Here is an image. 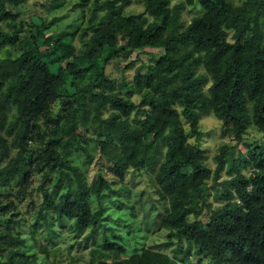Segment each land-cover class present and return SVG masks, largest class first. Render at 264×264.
I'll list each match as a JSON object with an SVG mask.
<instances>
[{
	"label": "trees",
	"instance_id": "obj_1",
	"mask_svg": "<svg viewBox=\"0 0 264 264\" xmlns=\"http://www.w3.org/2000/svg\"><path fill=\"white\" fill-rule=\"evenodd\" d=\"M27 1L0 0V21L7 25L0 24V264H43L36 232L45 224L40 234L54 242L61 233L52 225L65 218L73 220L76 232L88 229L78 243L96 240L105 206L94 209L93 197L100 199L124 182L129 169L144 167L155 173L156 191L167 205L161 224L169 229L170 240L185 237L228 264H264V146L254 142L235 159L234 146L223 144L212 169L182 120L197 140L203 134L200 115L210 113L236 140L252 124L264 133V0H145L144 10L129 12L131 0H105L106 12L83 52L56 40L63 54L57 72L42 49L50 47L53 35L24 32L20 7ZM49 1L56 6L63 0ZM186 3H198L202 12L183 25ZM105 47L114 50L107 59L117 58L118 51L127 59L146 47L163 52L135 68L134 89L124 94L99 64ZM133 65L128 61L120 69ZM69 77L74 85L76 78L90 81L73 93L75 101H68L61 122L50 107L64 96ZM122 81L127 82L126 76ZM134 92L141 95L139 102L132 99ZM82 127L97 135L84 136ZM89 140L98 146L97 156L84 144ZM79 153L85 165L94 162L91 181ZM226 168L235 174L221 181ZM37 174L42 198L26 202L27 217L4 198L6 186L28 184ZM26 188L21 187L23 194ZM211 197L220 200L219 206ZM100 244L92 250L93 263L197 264L190 261V251L178 257L142 247L128 254L107 235ZM111 250L116 257L108 263Z\"/></svg>",
	"mask_w": 264,
	"mask_h": 264
},
{
	"label": "rangeland",
	"instance_id": "obj_2",
	"mask_svg": "<svg viewBox=\"0 0 264 264\" xmlns=\"http://www.w3.org/2000/svg\"><path fill=\"white\" fill-rule=\"evenodd\" d=\"M104 1L63 0L59 5L55 6L49 0H28L20 7L25 24V33H29L31 30L33 32L42 30L46 35H53L50 47L42 45V49L45 52L44 58L49 62L53 72H57V69L63 64V54L56 40L60 39L64 43H71L77 46L80 52H83L87 41L94 31V25L101 20L106 12V8L102 5ZM179 1L172 0V4ZM234 1L236 3L240 2V0ZM144 9L145 0H131L125 11H142ZM201 12L202 6L198 3L184 4L181 9L182 24L186 25L193 16ZM149 18L152 20V16ZM0 24L3 27H7L6 22L0 21ZM261 27L264 34V17L261 19ZM24 32H22V35L25 34ZM233 33L234 30L231 29L228 32V38L231 41L234 40ZM43 40L41 39V42ZM99 52L100 66H103L107 73H111L116 78L117 91L126 94L128 91L134 89L132 79L135 68L144 62L149 63L152 57H157L163 50L151 47L135 49L127 59L123 56L122 51H118L117 58L116 55H113L109 59H107L108 56L114 50L105 47ZM128 61L134 62V65L126 68V70L120 69L121 65ZM198 71L203 72V66ZM123 76L127 78L126 83L122 81ZM75 81L77 85L72 84V78L69 77L68 83L65 86L66 91H64V96L62 99L51 104L50 108L53 117L57 120H63L66 108L69 105L68 101H75L73 93L85 88L90 80L86 77L84 79L76 78ZM209 84L210 82L205 85V90H207ZM132 99L139 102L141 95L134 92ZM107 114L108 112H105L104 115ZM132 117L136 118V114L133 113ZM182 120L189 133V140L199 143L206 154V162L212 169L217 165L216 154L220 151V147L223 144L234 146L233 157L235 159L239 157L240 153H246L248 146L254 142H258L261 146H264V133L253 124L249 126L242 140H236L226 131L224 123L213 113L201 114L200 128L203 134L197 140L195 135L190 132L188 122L184 118ZM81 133L88 137L97 135L92 128L86 131L82 127ZM84 144L90 152L95 153L97 156L98 146L95 145L93 140H89L87 143L84 142ZM160 147L163 151L165 150L164 146L160 145ZM79 158L83 168L87 165L88 177L91 181L96 176L94 162L85 165L83 155L80 153ZM234 174L229 173L228 168H226L222 172L220 180L224 181ZM154 175L155 173L146 167L141 169L131 168L124 182L114 185L100 199L96 196L93 197L94 209L100 207L101 204L105 206L103 225L99 227L96 240L94 241L89 239L86 244L78 243L83 240L88 229L82 233L76 232L73 220L65 218L62 224L55 222L52 225L56 233L60 232L61 235L57 236L54 242H49L40 234V231H46V225L43 224L36 232L38 239L37 250L40 253V257L45 258L42 260L43 264H97V262L93 263L92 261V250L100 244L103 235H107L109 240L118 241L123 244L128 254L142 247H152L163 250L171 256L177 254L178 257H182L186 252L190 251V261L197 264H228L223 259L213 258L206 250L190 243L185 237L181 239L178 237H173L172 240L169 239V229L162 227L161 224L166 214L167 205L156 191L157 184ZM40 179L41 174H37L28 184L12 182V184L6 186L8 193L4 198L12 200L14 204L17 203L20 210L29 217L30 212L27 211L28 205L26 202L30 201L31 198L34 201H40L42 198L40 193L36 191ZM213 181V178L208 180L209 188H212ZM23 186L27 187V192H24V194L21 191V187ZM30 191H32L33 197ZM213 191L211 189V192ZM213 200L214 206H219L220 200L218 198ZM205 220H208L207 215ZM26 222L29 223L27 218ZM24 231L26 233L30 232L29 229H25ZM98 248L102 249L103 245L100 244ZM45 249L48 250V255L44 253ZM109 252L106 262L111 263L115 261L116 256L114 250Z\"/></svg>",
	"mask_w": 264,
	"mask_h": 264
}]
</instances>
